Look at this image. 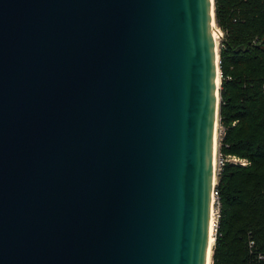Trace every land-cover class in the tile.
Returning <instances> with one entry per match:
<instances>
[{
  "label": "water",
  "instance_id": "water-1",
  "mask_svg": "<svg viewBox=\"0 0 264 264\" xmlns=\"http://www.w3.org/2000/svg\"><path fill=\"white\" fill-rule=\"evenodd\" d=\"M210 11L0 0V264H205Z\"/></svg>",
  "mask_w": 264,
  "mask_h": 264
},
{
  "label": "trees",
  "instance_id": "trees-1",
  "mask_svg": "<svg viewBox=\"0 0 264 264\" xmlns=\"http://www.w3.org/2000/svg\"><path fill=\"white\" fill-rule=\"evenodd\" d=\"M213 12L221 31L217 148L247 163L224 161L215 174L210 264H264V0H213Z\"/></svg>",
  "mask_w": 264,
  "mask_h": 264
},
{
  "label": "built area",
  "instance_id": "built-area-1",
  "mask_svg": "<svg viewBox=\"0 0 264 264\" xmlns=\"http://www.w3.org/2000/svg\"><path fill=\"white\" fill-rule=\"evenodd\" d=\"M218 147V146H217ZM213 154L215 153V150L213 152ZM217 159L214 161L215 164L212 168L213 170V176H214V181H212L211 183V188H210V206L211 207V213L213 215V235L215 234V226H216V221H217V216H218V196H217V191L215 188V174L218 171L219 167L223 164L224 161H230V162H234V163H239V164H246L247 160L245 158L242 157H237L235 155H230V154H226V155H222L218 148H217ZM213 156V160L215 155ZM252 244V240L249 239L248 240V246H250ZM258 257H261L260 255H258Z\"/></svg>",
  "mask_w": 264,
  "mask_h": 264
},
{
  "label": "bare ground",
  "instance_id": "bare-ground-1",
  "mask_svg": "<svg viewBox=\"0 0 264 264\" xmlns=\"http://www.w3.org/2000/svg\"><path fill=\"white\" fill-rule=\"evenodd\" d=\"M210 6H211V2H210ZM210 18H211V26L215 27L213 30H212V35L214 37V44L215 46L217 45V42H216V36H217V33H219V30L217 29L216 27V24L213 20V16H212V11H210ZM215 82H216V86H218V83H219V75H218V71L216 70V77H215ZM216 124H217V116L214 118V124H213V143H212V146H213V152L215 150V128H216ZM212 152V155H214ZM215 157H214V160H213V156H212V168L215 164ZM212 181H214V176L212 175ZM213 215L211 213V207L209 208V216H208V235H207V248H206V256H205V264H210V260H211V248H212V244H213V241H214V235H213Z\"/></svg>",
  "mask_w": 264,
  "mask_h": 264
},
{
  "label": "rangeland",
  "instance_id": "rangeland-1",
  "mask_svg": "<svg viewBox=\"0 0 264 264\" xmlns=\"http://www.w3.org/2000/svg\"><path fill=\"white\" fill-rule=\"evenodd\" d=\"M217 29L219 30L218 27H217ZM219 33L221 35V31L220 30H219ZM216 42L218 43V35L216 36ZM221 130H222V127L217 123L216 124V128H215V153L216 154H217L218 140H219V137L221 135ZM216 154H214L215 155V160L217 159V155Z\"/></svg>",
  "mask_w": 264,
  "mask_h": 264
}]
</instances>
